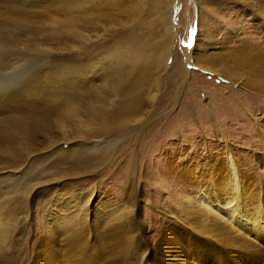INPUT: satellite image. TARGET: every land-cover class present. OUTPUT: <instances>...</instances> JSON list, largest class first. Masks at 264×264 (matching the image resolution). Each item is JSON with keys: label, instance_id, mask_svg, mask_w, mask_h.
I'll return each instance as SVG.
<instances>
[{"label": "rangeland", "instance_id": "374dc122", "mask_svg": "<svg viewBox=\"0 0 264 264\" xmlns=\"http://www.w3.org/2000/svg\"><path fill=\"white\" fill-rule=\"evenodd\" d=\"M12 1L19 6L24 2ZM12 1L0 0V3ZM178 1L180 7L174 8L172 15L174 39H170L163 24V13L169 9L163 0H129L128 3L115 0L114 4L111 0H100L102 12L108 9L110 18H102L101 14L79 23L77 33L98 49L105 42L103 37L133 29L135 37L147 39L151 55L163 58L162 64L164 37L169 38L167 44L171 48L164 69L149 75V85L155 84L147 87L155 94H152V105H146L147 91L146 97L140 87L135 93L140 94L137 99L141 96L138 101L142 102V112L153 110V114L138 130L133 128L126 134L101 140L100 146L113 148L102 159V174L99 168L93 174L62 175L50 180L43 170L32 181L41 182L33 188L28 211L20 212L19 204L14 205L18 196L7 187L10 180L0 183V223L6 226V233L0 235V264H39L37 239L44 226L57 228L56 243L73 236L77 229L82 232L91 229L95 235L89 236L87 242L92 248L97 244L96 236L99 243L104 240V234L128 236V231H122L121 227L134 210L143 226L139 252L150 244L163 250L156 239L164 235L169 243L190 255L189 264H209L210 259L203 251H212L210 254L221 258L215 252L220 249L214 244L216 240L227 244L236 236L250 240L254 251L264 250V228L254 226L259 221L264 227L260 221L263 215L252 217L258 208L264 213V98H257V93L247 89L243 79L233 82L202 68L220 69L210 60V54L214 57L232 52L246 55L252 49L264 50V23L255 6L259 3L258 9L264 11V0ZM39 5L29 8L45 13L37 19V29L49 27L52 19L61 17L59 0ZM20 32L10 26L0 27L3 45L7 43V46L0 43V82L24 71L1 66L15 55L12 41L6 40L20 34L21 39L30 36ZM60 37L56 41L44 39V46L52 51L48 55L67 56L77 51L72 36ZM176 66L188 73L179 78ZM28 101L27 97L25 102ZM147 114L142 118L147 119ZM71 140L72 144L67 143L75 145L80 139ZM93 140L89 142L92 144ZM69 147L73 150L71 146L62 148ZM52 156L47 152L42 154L40 168L48 166ZM95 159V154L87 158ZM230 163L236 169L235 174L228 173ZM235 187L239 191L237 199ZM129 188L132 200L128 201ZM203 199L208 205L196 204ZM58 247L64 248L65 244ZM117 251L120 256L110 255L113 258L109 262V257L104 256V263L118 264L129 253L122 245ZM137 257L138 254L134 260Z\"/></svg>", "mask_w": 264, "mask_h": 264}, {"label": "bare ground", "instance_id": "6f19581e", "mask_svg": "<svg viewBox=\"0 0 264 264\" xmlns=\"http://www.w3.org/2000/svg\"><path fill=\"white\" fill-rule=\"evenodd\" d=\"M23 1L20 6L13 1L9 4L0 3V27L10 26L25 35L30 33V36H24L22 39L20 37L22 34L19 33L20 35L13 39L6 40L12 41L11 45L13 44L15 55L1 64V66L12 70L24 69L21 74L10 77L7 81L4 79L5 82H0V183L7 179L10 180L11 183L7 187L17 194L18 198L14 200V205L19 204L17 209L20 212L28 211V200L32 196L33 188L37 182H41L36 180L33 183L32 181H35L43 173V170L50 180H55L62 175L93 174L92 172L99 168L102 174V166H100L102 159L107 158V154L113 148L111 145L100 146L101 140L107 136L126 134L133 128L138 130L144 126V123L146 125L153 110L142 112L140 109L142 102L138 101L141 96L137 99L140 94L136 95L135 93L137 90L139 92V87L142 88V94L147 91L150 95L145 93L147 94L146 105L147 103L152 105L154 100H152L151 88L155 87V84L149 85V75L164 69L171 48L167 44L170 43L169 38L164 37L165 51L162 52L165 57L164 64H162L163 58L151 55L147 48V39L135 37L133 29L113 34L109 38L103 37L102 40L105 42L101 49L87 44L88 41L82 39L77 33L79 23L94 17L98 18L101 14L102 18H110L108 9L102 12L100 0H59L58 11L61 12V17L52 19L49 27H40V30L36 27L37 19L45 13L37 12L40 9H34L36 11L30 9L41 7L40 3H49L51 0ZM120 1L128 3L129 0ZM111 2L114 4L115 0H111ZM127 3L121 8H125ZM163 3H168L169 7L163 13V24L167 28L170 39H174L175 28L172 15L175 12L174 8L178 10L181 3L178 0H163ZM255 6H257L259 18L261 17L264 23V11L258 9L259 3ZM182 11L179 12V15ZM179 15L178 18L181 17ZM46 22L49 23L47 20ZM63 35L73 37L72 40L77 51L67 56L48 55L52 51L50 47L44 46L46 43L44 39L56 41ZM3 38L0 37V43L2 46H7V43L3 45L5 43ZM234 53L236 52L229 55L223 53L216 57L210 54V60L220 66V69H212L207 66H202V68L212 71V73L221 74L233 82L243 79L242 83L247 86L246 88L257 93V98L263 100L264 50L254 51L252 49L246 55H234ZM175 62L177 61L175 60ZM176 69L179 78L188 73L183 71L180 66H176ZM95 73H97L96 77L93 76ZM145 94L144 97H146ZM27 97L29 101L25 102ZM236 97L239 99L238 93ZM146 113H148L147 119L142 118V115ZM74 138L80 140H77L79 141L77 144L71 145L70 141ZM90 139H94L92 144L89 142ZM63 144L66 147L71 146L73 150L70 147L62 148L65 147ZM55 148L58 150H54ZM46 152L53 154L51 162L48 166L42 165L40 168L41 156ZM91 154H95V160H87ZM229 169L228 173H236L232 163H230ZM235 186H237L236 183ZM131 188L128 192V201L132 200ZM234 191L235 199H237L238 188L235 187ZM204 201V199L199 200L196 204L208 205ZM132 214L131 217L126 218L125 223L122 224L123 227H121L122 231H128V236L116 237L115 233L107 237L104 234L102 235L104 240H100V243L97 242L98 237L96 236L95 243L97 244L93 245V248L87 242L89 236L95 235L91 229L83 232L82 229H77L73 236L71 235L66 240L63 239V242L59 241L65 244L64 248H60L58 245L61 243H56L58 242L56 239L57 228L49 227L47 229L44 226L37 239L38 251L41 255L38 263L105 264L102 260L104 256L107 258L110 255H115L114 257L121 255L117 251L121 245L126 248L125 252L129 253L122 256L118 264L190 263L188 258L190 255L180 247H176L175 244L169 243L166 235L161 239L160 237L156 239L157 245H163V250H157L154 244H150L139 252L141 249L139 235L143 231V226L142 221L135 214V210ZM260 215H263L260 221L264 223V213L261 214L259 208L256 213L254 211L252 217ZM254 221L256 220L254 219ZM260 223L262 222L258 221L254 226L259 229L264 228ZM0 225L2 228L0 235H2L6 233L4 232L6 226L3 223ZM229 240L227 244H220L218 240L214 243L220 247L215 252L221 258L213 253L210 254L212 251L208 253L203 251L202 254L210 259L209 264H262V262L264 264V250L254 251L250 240L240 236ZM170 244L172 248L166 250ZM136 254H138L137 261L134 260ZM193 255L199 261L198 256ZM112 258L109 257L107 262Z\"/></svg>", "mask_w": 264, "mask_h": 264}]
</instances>
